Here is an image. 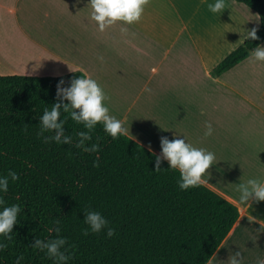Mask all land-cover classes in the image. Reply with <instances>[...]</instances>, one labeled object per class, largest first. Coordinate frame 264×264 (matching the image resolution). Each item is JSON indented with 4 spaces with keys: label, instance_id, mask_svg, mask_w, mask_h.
<instances>
[{
    "label": "crops",
    "instance_id": "0c3cea01",
    "mask_svg": "<svg viewBox=\"0 0 264 264\" xmlns=\"http://www.w3.org/2000/svg\"><path fill=\"white\" fill-rule=\"evenodd\" d=\"M211 3L150 0L139 23L100 32L90 0H0V76L80 71L102 87L127 136L158 156L161 137L214 153L203 185L241 215L212 264H229L236 252L243 264H257L264 259V202H241L238 185L264 182V62L249 57L219 77L211 72L261 21L236 0L216 14ZM206 122L214 129L209 137Z\"/></svg>",
    "mask_w": 264,
    "mask_h": 264
},
{
    "label": "trees",
    "instance_id": "16d2710c",
    "mask_svg": "<svg viewBox=\"0 0 264 264\" xmlns=\"http://www.w3.org/2000/svg\"><path fill=\"white\" fill-rule=\"evenodd\" d=\"M236 1L259 15L260 39L244 41L212 70L213 77L233 69L264 43V0ZM81 75L0 76V176L10 170L19 176L0 196L7 206L22 209L13 241L0 251V264H16L20 254L21 264H54L32 245L56 236L49 228L57 219L61 235L74 246L68 264H207L240 218L236 205L203 184L182 191L179 172L166 160L155 172L157 154L129 136L113 140L102 124L89 142H99L98 153L75 147V133L85 129L71 119L65 132L73 136L72 145L38 138L40 117L57 102L59 82L70 87ZM97 158L98 168L93 166ZM85 209L100 212L116 235L108 238L104 231L90 230L83 235Z\"/></svg>",
    "mask_w": 264,
    "mask_h": 264
},
{
    "label": "clouds",
    "instance_id": "9594fccd",
    "mask_svg": "<svg viewBox=\"0 0 264 264\" xmlns=\"http://www.w3.org/2000/svg\"><path fill=\"white\" fill-rule=\"evenodd\" d=\"M150 5V0H90L91 19L98 25L100 32L108 28L123 23L132 25L139 23L144 15L145 9ZM226 7L225 0H215V3L208 5V10L213 13H220ZM259 40L257 29L253 28L246 31L243 40ZM249 57L255 61L264 62V45H258L249 54ZM98 59L103 62L104 57ZM145 91L151 92L150 88ZM107 99L104 90L93 78L81 75L80 78L73 79L70 87H64V81L61 80L57 85V102L50 108H44L40 117L38 138L45 143H57L62 145H72L73 136L66 134L65 125L68 120L82 125L84 131L75 133V147L85 153H98L100 151L99 142H89L93 139V133L98 124L103 125L104 131L112 137L113 140L121 136L128 135V129L124 127L123 122L109 114V108L105 106ZM64 113V119L61 120V114ZM205 137L213 134V127L210 122L205 124ZM27 131V128H25ZM161 155L156 156L155 172H160L161 164L167 161L171 170H177L180 174L178 186L182 191L198 187L205 183L204 176L211 168L215 160V154L203 148H196L187 143L185 139L174 138L169 140L167 137H161ZM94 167H99V158L93 163ZM19 176L15 171H9L7 175L0 176V192L9 191L10 182L15 183ZM241 202L248 203L255 199L257 202H264V182L258 179H248L246 183L238 185ZM0 251L8 248L7 242L13 241L12 235L14 226L18 223V215L21 212L19 204L7 206L5 199L0 196ZM84 224L88 227L82 229L83 235L87 236L89 230L93 234L106 232L108 238L116 235V230L109 221L100 213L94 210L85 209ZM264 228V224H261ZM55 232L54 238L36 239L32 248L44 252L46 257L54 264H68L74 253L68 241L61 235L62 227L60 221H54V227L49 228V232ZM24 260L23 254L17 257L16 264H21ZM212 264V259L207 261ZM229 264H243L241 252H236L230 257ZM257 264H264V259H259Z\"/></svg>",
    "mask_w": 264,
    "mask_h": 264
}]
</instances>
